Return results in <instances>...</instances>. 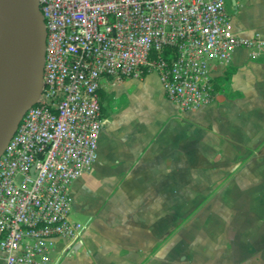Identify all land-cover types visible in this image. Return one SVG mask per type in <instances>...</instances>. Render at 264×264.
Returning a JSON list of instances; mask_svg holds the SVG:
<instances>
[{"label":"crops","instance_id":"crops-1","mask_svg":"<svg viewBox=\"0 0 264 264\" xmlns=\"http://www.w3.org/2000/svg\"><path fill=\"white\" fill-rule=\"evenodd\" d=\"M226 4L262 44L215 72L213 104L181 112L155 73L102 81L97 159L71 187L84 230L52 264H264V0Z\"/></svg>","mask_w":264,"mask_h":264},{"label":"built area","instance_id":"built-area-1","mask_svg":"<svg viewBox=\"0 0 264 264\" xmlns=\"http://www.w3.org/2000/svg\"><path fill=\"white\" fill-rule=\"evenodd\" d=\"M39 4L47 34L42 93L0 158L5 264H52L58 242L80 238L71 187L97 159L104 79L155 73L169 101L195 112L216 101L214 74L234 52L262 44L232 31L226 0Z\"/></svg>","mask_w":264,"mask_h":264},{"label":"water","instance_id":"water-1","mask_svg":"<svg viewBox=\"0 0 264 264\" xmlns=\"http://www.w3.org/2000/svg\"><path fill=\"white\" fill-rule=\"evenodd\" d=\"M46 39L39 0H0V158L39 102Z\"/></svg>","mask_w":264,"mask_h":264},{"label":"rangeland","instance_id":"rangeland-1","mask_svg":"<svg viewBox=\"0 0 264 264\" xmlns=\"http://www.w3.org/2000/svg\"><path fill=\"white\" fill-rule=\"evenodd\" d=\"M230 95H232V94H230ZM72 216H73V215L71 214V218H72Z\"/></svg>","mask_w":264,"mask_h":264}]
</instances>
